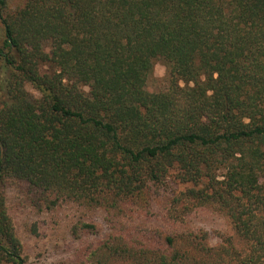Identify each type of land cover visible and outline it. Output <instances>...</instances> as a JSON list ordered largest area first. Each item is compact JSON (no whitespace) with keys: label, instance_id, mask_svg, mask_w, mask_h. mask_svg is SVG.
Wrapping results in <instances>:
<instances>
[{"label":"trees","instance_id":"obj_1","mask_svg":"<svg viewBox=\"0 0 264 264\" xmlns=\"http://www.w3.org/2000/svg\"><path fill=\"white\" fill-rule=\"evenodd\" d=\"M170 177V219L235 238L115 232L77 263L264 264V0H0V264H25L8 185L121 213Z\"/></svg>","mask_w":264,"mask_h":264},{"label":"rangeland","instance_id":"obj_2","mask_svg":"<svg viewBox=\"0 0 264 264\" xmlns=\"http://www.w3.org/2000/svg\"><path fill=\"white\" fill-rule=\"evenodd\" d=\"M165 87L166 67L156 62L146 88L160 92ZM27 89L36 95L30 86ZM184 188L170 177L165 183L150 185L137 205H128L121 213L69 201L45 209L37 204L34 194L15 185L5 188V196L25 264H81L77 260L83 246H97L115 232L156 233L163 237L203 233L213 247L226 238H235L227 218L213 208H197L181 220L170 219L171 201Z\"/></svg>","mask_w":264,"mask_h":264}]
</instances>
